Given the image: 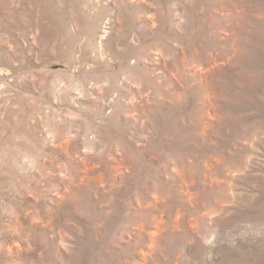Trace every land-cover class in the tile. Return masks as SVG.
Returning a JSON list of instances; mask_svg holds the SVG:
<instances>
[{
	"label": "rangeland",
	"instance_id": "obj_1",
	"mask_svg": "<svg viewBox=\"0 0 264 264\" xmlns=\"http://www.w3.org/2000/svg\"><path fill=\"white\" fill-rule=\"evenodd\" d=\"M0 264H264V0H0Z\"/></svg>",
	"mask_w": 264,
	"mask_h": 264
}]
</instances>
